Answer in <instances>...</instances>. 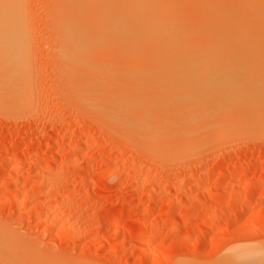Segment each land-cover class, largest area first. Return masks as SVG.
Segmentation results:
<instances>
[{
  "label": "rangeland",
  "instance_id": "obj_1",
  "mask_svg": "<svg viewBox=\"0 0 264 264\" xmlns=\"http://www.w3.org/2000/svg\"><path fill=\"white\" fill-rule=\"evenodd\" d=\"M95 1L26 0L24 2V4L26 3L25 8L28 9L29 22H27L29 24L27 23V26L29 28L25 31L26 36H23L25 40L21 41L23 45H20V49L24 53L25 59L27 60L26 57L29 54L28 61L31 58L32 61H30L29 67L28 62L22 60V65L25 66L27 63L28 67L26 68L29 69H24L22 75L20 74V78L27 79L20 80L18 83L21 87L23 86L21 91L23 90L27 94L23 93L24 99L22 93L19 94L20 97L15 94L14 99L19 100L14 103V100L11 99L14 94H12L13 92L10 94L8 90L9 88L10 91H15L14 87H11V90L10 87L4 88L3 83L0 84L2 90H6L5 92L8 93L4 92V95L0 92V99L4 101H0V237L3 238L2 243L4 242L5 246L9 244L11 247L13 246V250L9 251L11 256L16 254V251H21L25 256L28 255L29 258L32 257L31 259L35 258L34 262L39 261L38 263L41 264H225L226 262H228L226 264H231L230 259H233L231 258L233 255L253 254L252 250L254 254L260 253L259 255L262 257L264 255V127H262L264 105L259 104L256 114L247 112L248 108L249 110L250 107L253 109L251 104H247V101H245L246 104L244 103L245 107L243 106L244 109L248 106L245 111L241 104L239 105L241 108L234 104L232 107L230 104L227 105L231 109L227 106L224 107L221 105L222 102L220 104V101H216L221 97L215 100L209 94L196 91L200 84L199 81H194L195 84H191V80L188 81V85H190L187 89L189 90L192 86L189 90L192 89L191 92L186 91L187 81L183 82L184 86L180 87L181 90L178 84L182 82L170 81L166 78L168 76L166 73L162 72V75L165 76L161 75L160 69L158 70L159 77L156 76L157 68H155L156 70L152 69L155 62L149 63L154 60L151 58L148 63H145L151 64L148 67L156 74L152 72L151 76L152 73L147 72L146 65L147 69L144 66L145 74L144 68L142 71L139 69L142 63L140 59V64L138 63L140 67H136L138 64L134 66L135 61L131 60V58H140L143 50L140 49L141 53L139 48L136 50L132 45L131 47L135 48L133 50L139 52L137 54L132 50V55L126 53L131 57L128 56L131 61L127 62L129 59L125 55L128 59L125 61L129 63L127 64L124 61L126 58L123 59L121 58L123 55H119L122 54L121 52L126 46L128 49H132L130 45L119 47L121 44L117 41L112 42L113 36V40L111 38L110 42L107 38L109 33L111 36L115 24L121 23L120 19L124 15L123 13L129 10V4H126L128 0L125 3L123 0L128 8L122 4L125 11L120 8L122 5L118 4L122 1L117 2L119 8L117 6L115 9H118V12L116 10L112 12V7L114 8V5H110L112 0L111 3L109 0H97L98 5L95 4ZM108 1L110 4L105 5ZM172 1L175 5L174 9H179V7L176 8L178 2H180L178 3V5L181 4L180 6L183 4L186 6V3L192 6V3L187 0H184L186 1L184 3L170 0L164 5L166 6L167 3L171 6ZM199 1L197 2H202V0ZM211 1L217 2V4L221 2L210 0L209 3ZM225 1L224 4H219L220 7H230V9L232 7V10H236L248 24H251L253 13L256 10L255 21H259L258 25L262 26H258L257 29L252 28L257 30H254L255 34L257 32L261 34L260 31H264V12H262L264 10L261 11L262 7L264 8V3L262 0H260L262 3L255 0L262 6L259 5L260 11H258L261 14L257 12V4L248 6L252 0L248 1L249 4L246 3L247 6L244 4L245 0H237L238 3L242 2V5L237 1L235 2L237 5L232 0H227L226 2H229L227 4ZM101 3L106 7L105 10L102 5L104 10L102 9L101 13L109 15L106 17L101 15V18L98 15L95 17L97 18L96 22L98 24L100 22L101 25L97 26L99 28L97 29L94 28L96 26H94L95 22L92 18L96 14V9L102 8L99 5ZM206 3L203 6H206ZM202 4H199V7L202 8ZM91 5L93 8H97L94 10ZM193 5L195 7L198 4L193 3ZM211 5L214 6V4ZM236 6L238 7L236 8ZM172 7L167 6L168 10L173 9ZM182 7L178 13L186 15L190 10L186 8L187 10L184 11L185 7H183L182 11ZM244 7H250V10H247L250 11L249 14L247 12L248 15L245 14L246 10L242 9ZM131 10L125 15H128ZM197 10L195 8L193 12ZM63 11H65L64 17L61 18ZM60 12L61 14H59ZM87 12H90L92 18ZM93 12L95 13L93 14ZM189 13L192 14L191 11ZM256 14L258 16L260 14L261 20H258ZM113 17H116L115 20H112ZM117 17L119 21H117ZM123 17L125 18L121 19L122 22L128 16ZM102 18L107 19L101 20ZM247 18H250V22L246 20ZM90 21H93V24ZM255 21L252 22L255 24ZM107 22L108 24H106ZM259 27L263 30L258 31ZM252 28L249 29L251 32ZM107 30L111 31L108 33ZM116 35L115 37H117ZM102 36L103 39H100ZM25 51H27V55H25ZM134 54L136 57L133 56ZM144 57L141 58L143 62L145 61ZM131 63L133 65L130 69ZM31 66L32 69H30ZM98 68L104 73V69H106L108 78L107 75L96 71ZM132 68L137 71L139 69L141 74L137 75L139 71L136 74L126 72ZM134 70L133 72L136 71ZM89 71L93 76L99 72L97 78L101 73L105 78H111V81L115 80L116 82L113 83L114 85L117 83V90L118 88L119 91L122 90V94L119 96L128 95L130 100L131 98L133 102L135 100L136 105L147 104L146 107L151 105L152 108V105L157 106V103L162 99L164 101L162 105L165 106L159 105L155 109L162 111L165 108L162 111L164 113L152 111V116L158 112L157 119H161L159 121L156 117L149 118L151 108L146 110L145 107H139L140 109L135 111L137 106L132 107V105L130 109L134 108L135 114L142 113L134 118L142 117L144 111H147V114L149 111V116L146 113L143 116V118L147 117L145 119L148 123L155 126L162 122L163 125L167 124L168 126L164 125L166 128L160 126L165 128L161 129L158 124L154 129H157L156 131L161 129L162 132L154 134L153 127L149 124L150 128L145 125L147 128H143L144 131L150 132L151 129L154 132L153 135L152 132H148L151 134L148 136L149 134L142 131L143 129L133 128V123L131 124L133 117L130 119V116L125 114L128 116L126 119L131 120L129 125L128 122L117 120L118 113L116 119L113 115H109L111 112L106 115L104 112L107 111L103 108L107 104L110 105L111 102L108 98L111 93H109V97L105 96L104 86H99L103 90L96 87L97 84H94L96 77L94 76L95 79H93L90 74L88 75ZM108 71L112 72V75ZM130 72L132 73V71ZM1 74V76H6L7 73L1 72ZM147 75L150 76L149 80L154 81V87L160 82L164 87L161 85L157 89L160 83L155 87L156 89H153L151 86L153 81H150L152 84L148 83L149 80L146 81ZM254 75L259 74L254 72ZM30 76H32L31 80ZM88 76L92 78L89 77L92 81L94 80V83L89 80ZM103 76L102 78H104ZM228 76L233 77V75ZM155 77L157 81H155ZM232 77L229 78L231 79L230 83L227 82L229 80L227 77L228 85L231 86V83L232 86L239 85L237 83V85H233L235 80H232ZM249 77L253 79L257 76ZM160 78L163 82L159 81ZM144 79L146 82L143 81ZM164 79L167 84L164 83ZM238 79L241 80V78ZM247 79H242L245 86L248 85L246 84ZM254 80V82L252 80L253 83L249 81V86L254 85L257 78ZM104 82L100 81L101 84L110 86L109 82L106 84ZM110 88H107V94L108 90H111ZM176 88L179 89L178 93L187 92L181 100H178V97L181 95L183 97L184 92L178 96L174 93L178 90ZM112 89L113 91L109 92L117 91H114L115 88ZM223 90L222 87L221 91ZM96 91H101V93H97L98 98L99 95H104L101 97V102L103 99L106 100V103L108 102L105 105V100L103 101L104 107H102V103L99 104L100 100L95 101ZM119 91L116 95L121 93ZM194 93L196 95H193ZM171 94L176 95L177 98H175L176 96L172 97ZM194 96L200 101L199 103L196 102ZM254 96L256 97V95ZM168 98L175 104V109L173 103V106L167 104L169 103ZM200 98L203 101L205 98L210 103L206 104L208 102L204 101L206 106L211 107V110L207 107L209 111H212L211 113L214 112L210 105L218 103L214 107H218L219 111L217 109L214 111L218 112L219 118L216 117L217 113L212 116L207 114L208 111L206 113L207 109L202 105ZM228 98L230 97L228 96L226 99L228 100ZM91 99L95 101V104L90 102ZM147 99L152 100L148 102ZM146 100L147 102H145ZM165 100L168 102L165 103ZM127 101L123 102L124 107L131 102ZM150 101L152 103L157 101V103L151 104ZM179 101L182 102V105ZM185 101L190 103L187 104ZM212 101L214 102L212 103ZM10 102L13 103L10 104ZM177 103L178 105H176ZM194 103L197 104V106L195 105L197 108L194 107ZM200 103L203 108L200 107ZM179 104L184 109V113L182 110L179 112L183 115L180 116L181 113L177 112V116H175L173 112L176 113L177 107L181 108ZM186 104L187 106H185ZM109 105L107 106L110 107L111 105ZM127 105V110H124L123 113L128 112L130 115L133 110L131 111ZM188 105L193 107L190 109L192 112L197 109L198 111L195 112L199 114L189 112V114L187 113L188 116L190 115L188 118L185 113L190 108ZM198 106L206 110L198 109ZM199 110L206 114H201ZM260 110L261 112L258 113ZM121 112L119 113L121 114ZM184 115L187 118H183ZM112 118L114 120H111ZM247 119L251 121L249 122ZM136 121L140 122L137 119ZM256 121L262 128L259 127V124L256 125ZM251 122L256 124L253 125ZM169 125L171 126L169 127ZM143 133H146L148 137ZM12 169H15L16 173ZM8 256H3L4 260L1 257L0 262L3 260L2 264H9V262L14 264ZM31 259L29 262H33Z\"/></svg>",
  "mask_w": 264,
  "mask_h": 264
},
{
  "label": "bare ground",
  "instance_id": "obj_2",
  "mask_svg": "<svg viewBox=\"0 0 264 264\" xmlns=\"http://www.w3.org/2000/svg\"><path fill=\"white\" fill-rule=\"evenodd\" d=\"M94 1V0H93ZM97 1V0H96ZM95 1V4L96 5H98L97 4V2ZM99 1H101V0H99ZM98 1V2H99ZM104 1V0H103ZM102 1V2H103ZM106 1V0H105ZM110 1V3H111V0H109ZM109 1L108 2H106V4L105 5H107L108 3H109ZM122 2H120V0H112V3L110 4L111 6H113L114 5V8L112 7V12H114V10H116V12H118V9H115V7H117V8H119V5H124L125 6V2L127 1V0H124V3H123V0H121ZM167 1H170V0H167ZM166 0H160V2H159V0H128V2L126 3V4H129L128 6H129V10H131V9H133V10H131L132 11V14H131V11H130V13H128V15L126 14L125 15V13H127L129 10H127L125 13H123L124 15L123 16H128V17H126V19L122 22V18H125V17H123L122 16V18L120 19V24H115V23H113V24H115V26L113 27V29H112V31L111 30H109V31H111V33L113 34H111V36H110V33H109V31H108V38H107V40L109 39V42H110V40H111V38H112V36H113V38H114V40H113V38H112V42H114V41H117V43H119V44H121V45H119V47L121 46L122 47V45L124 46V45H130V48H132L131 47V45L133 46V47H135L136 48V50L138 49V50H140V49H142L143 50V54H145V55H140V58H138V57H136L135 55L136 54H134L133 56L134 57H136V58H134V59H132L130 56H129V54H128V56L131 58V60L133 61H135V63H134V66H135V64H140V61L144 64L145 62H149L148 60H151V59H154L153 61H151V62H149V63H153V62H155V67H154V65H153V67H152V69H155V68H157V71H155L156 73L158 72V70H159V72L161 73V75H162V72H164V73H166L168 76L166 77L167 79H169L170 81H173L174 83H175V81L174 80H178L179 82L178 83H180V82H182V83H180V84H178V86H179V88L180 87H182V86H184L183 85V82H186L187 81V87H186V91H189L190 90V88L192 87H190L189 88V90L187 89L188 88V86L190 85H188V81L189 80H191L190 81V83L191 84H195L194 83V81H199V83L200 84H198L197 82V84L199 85V86H197V89L198 90H196V91H198L199 93L200 92H202V93H204V94H209V96H211V98H214L215 100L217 99V98H219V97H221L220 99H217L216 101H220L219 103L221 104V102H222V104L221 105H223L224 107H226L228 104H230L231 105V107H232V105L234 104V106L236 105V106H239L240 104H241V107H242V109L245 111L246 109H247V107H246V109H244V107H245V105H244V103L246 104V102L245 101H247V104L249 105V104H251L252 105V107H253V109L250 107V110H249V108H248V110H247V112H249V113H251V114H256L257 112V109L259 108L258 106H259V104L260 103H262L263 105H264V31L262 32V31H260V30H263L264 29V27H263V29L262 28H260L262 25H258V23H259V21H257V24H256V21H255V19H256V16H255V12H256V10H255V12L253 13V12H251V13H253L254 14V16H253V19H251L253 22L255 21V24L251 21V24H248V23H246V21L245 20H243L242 19V17L236 12V10H232V7H231V9H230V7H223V6H221L220 7V3H222V4H224L223 2L225 1H223V0H218V1H221L220 3H218L217 4V2H213V1H211V3H209L210 2V0H208V3H209V5H211V4H214V6H207V4L208 3H206L207 2V0H205L204 2H203V0H202V2H203V4H205L206 3V6H203V4H202V2L201 3H198L196 0H187V2H189V3H192L191 5L194 7V5H193V3L196 5V4H198L197 6H195L194 8L192 7V6H190V4H188V3H186L187 5L186 6H188V7H186V6H183V7H185L184 8V11H185V9L187 8V9H189L190 11H191V13L192 14H190L189 12L190 11H188L187 13H186V15H179V13H178V10L182 7V6H180L181 4H179L178 5V3H180V2H178L177 4H176V8H178L179 7V9H174L175 7V5H174V3H173V1H172V4H171V6H173L172 8L173 9H171V10H168L171 6L170 5H167V3H166V6L164 5V3L165 2H167ZM177 0H175L174 2H176ZM178 1H182V3H184V2H186V1H184V0H178ZM196 1V2H195ZM201 1V0H200ZM199 1V2H200ZM227 1V0H226ZM225 1V3L227 4V3H229V2H226ZM228 1H230V0H228ZM234 3L237 1V0H232ZM231 1V2H232ZM246 2L244 3V4H249L248 3V1L249 0H245ZM253 1H255V0H252V1H250V4L253 2ZM260 0H258L257 2H259ZM263 1V3H264V0H262ZM24 2H26V0H0V62H1V64H0V84L1 83H3L2 84V86H4L5 85V87L4 88H8V87H14V90L15 91H10V89L8 88V90H9V92H10V94L12 93V94H14L13 95V97L11 98V99H13L14 101V103H15V101H18V100H15L14 99V96H16L15 94H17L19 97H20V93H22V96L24 95L23 93H25V94H27L26 92H23V90L21 91V88L23 87H21L20 86V84L18 83V82H20V80H23V81H25L27 78H25V74H23V75H25L24 76V78L25 79H22V78H20V76L22 75V71L24 70V69H29V68H26V67H30V61H32V58H31V60H29L28 61V58L30 59V57H29V54L27 53V51H25V55H27V60L25 59V56H24V53L21 51V49H20V45L22 46L23 45V43L21 44V41L23 40H25L24 38H23V36H26V29H28L29 28V26H27L29 23V21H28V16H27V8H25V4H24ZM82 2V1H81ZM88 2V1H87ZM91 2V1H90ZM117 2H120V3H118L119 5H117ZM256 1L255 2H253V4H249L248 6H253L254 4H257L258 6V8H257V12L258 11H260L259 10V5L261 6V4H259V3H257ZM261 2V1H260ZM78 3H79V1H78ZM94 3V2H93ZM100 3V2H99ZM104 3V2H103ZM103 3H101V4H99V5H104ZM115 3V4H114ZM215 3H216V5H215ZM234 3H232L233 5H234ZM237 3H238V1H237ZM242 3V2H241ZM241 3H238V4H240V5H242ZM262 3V2H261ZM199 4H202V8L201 7H199ZM225 4V5H226ZM236 4V3H235ZM247 4L245 5V6H247ZM105 5H104V8H105V10H106V7H105ZM122 5V7H120V8H123L124 9V11L126 10L125 9V7L127 8V5L124 7ZM178 5V6H177ZM232 5V6H233ZM237 5V4H236ZM87 6V5H86ZM90 6V5H89ZM94 6V5H93ZM101 6H98V7H101ZM167 6H169V8H167ZM226 6H229V5H226ZM91 7H92V5H91ZM90 7V8H91ZM183 7H182V11H183ZM191 7V8H190ZM198 7V8H197ZM238 6H236V8H237ZM243 7V6H242ZM250 7H247V8H242V9H245L246 10V13L245 14H247V12H248V14L250 13V11H247L248 9L250 10ZM262 7V6H261ZM94 8H97V7H94ZM93 7H92V9H94ZM109 8L111 9V7L109 6ZM195 8H196V12H193V10L195 11ZM200 8V9H199ZM240 8V7H239ZM255 8H256V6H255ZM91 9V11H93ZM101 9V10H100ZM102 9H103V6H102V8H98V9H96L97 11H96V14H94L95 12H93V14L95 15H93V18H92V16H91V14H89L88 12V14L91 16V18H92V20L95 22V24H94V26H96V27H94V28H97V26L99 27V26H101L100 25V22H99V24L96 22L97 21V18H95V17H98V16H100V18H101V15H103V17L105 16H107V15H109V14H107V15H104L103 13H101L102 12ZM128 9V8H127ZM186 9V10H187ZM234 9V8H233ZM241 9V10H242ZM252 9V8H251ZM95 10V9H94ZM99 10V11H98ZM104 10V9H103ZM107 10H109V9H107ZM119 10H121V9H119ZM245 10H243V11H245ZM262 10H264V8L262 7V9H261V11ZM87 11H89V10H87ZM109 11H111V10H109ZM108 11V12H109ZM121 11H123V10H121ZM121 11H119V13L121 12ZM182 11H179V12H182ZM253 11V10H252ZM64 12L65 11H63L62 13V17L61 18H63L64 17ZM241 12V11H240ZM262 12H264V11H262ZM92 13V12H91ZM99 13V14H98ZM119 13H117V14H119ZM244 13V12H243ZM258 13H260V12H258ZM59 14H61V12L59 13ZM114 14H116V13H114ZM121 14V13H120ZM131 14V15H130ZM247 14V15H248ZM261 14V13H260ZM260 14H259V16L257 15V17L259 18L260 17ZM263 14V13H262ZM88 15V16H89ZM98 15V16H97ZM243 15V14H242ZM247 15H245V16H247ZM252 15V14H251ZM112 16V15H111ZM118 16V15H117ZM109 17V16H108ZM119 17H120V15H119ZM252 17V16H251ZM250 17V18H251ZM264 17V16H263ZM90 18V17H89ZM111 18V17H110ZM114 18H116V17H113V19L112 20H115ZM250 18H247L246 20H250ZM105 20V19H107V18H102L101 20ZM245 19V18H244ZM264 19V18H263ZM263 19H262V21H263ZM100 20V21H101ZM258 20H261V18H259ZM28 21V22H27ZM93 21H90V22H92V24H93ZM99 21V20H98ZM117 21H119V19H118V17H117ZM262 21H261V23H262ZM106 22V21H105ZM105 22H103V23H105ZM250 22V21H249ZM28 23V24H27ZM117 23V22H116ZM98 24V25H97ZM106 24H108V22L106 23ZM252 24H254V26H252ZM260 24V23H259ZM263 24V23H262ZM102 26L103 27H105V25H103L102 24ZM258 26H260L259 27V30L258 31H260L261 32V34H258V32H257V34H255L256 32L255 31H257V30H255V29H257L258 28ZM263 26H264V24H263ZM27 27V28H26ZM250 27L252 28V27H255V31L253 30V28H252V32L250 31L251 29H250ZM102 28V27H101ZM97 29H99V28H97ZM250 29V30H249ZM21 30H22V33H21ZM98 31V30H97ZM103 31V30H102ZM101 31V32H102ZM254 31V32H253ZM24 32H25V34H24ZM104 32H105V30H104ZM115 34H117L116 36L117 37H115ZM100 35H102V34H100ZM99 35V36H100ZM103 35H104V33H103ZM98 36V37H99ZM107 35L105 34V37H106ZM100 39H103V36L100 38ZM118 39H119V41H118ZM106 40V41H107ZM22 41V42H23ZM111 42V43H112ZM106 43V42H105ZM117 43H113L114 45L115 44H117ZM101 44H103V43H101ZM112 46V45H111ZM114 47V49H115V46H113ZM128 46H126L125 47V49H123V51H124V53H123V51L121 52L122 54L121 55H119V56H122L123 55V57H121V58H126V53H131V55H132V53L133 52H135L133 49H135V48H132V49H128L127 48ZM24 49V48H23ZM127 50H131V51H127ZM132 50H133V52H132ZM142 50H140L141 51V53H142ZM24 51V50H23ZM126 51V52H125ZM137 52H139V51H136L135 53H137ZM27 53V54H26ZM120 54V53H119ZM138 54V53H137ZM116 55V54H115ZM118 55V54H117ZM126 55V56H125ZM30 56H31V53H30ZM118 56V57H119ZM125 56V57H124ZM127 56V57H128ZM137 56H139V55H137ZM144 57V59H145V61L143 62L142 60H141V58H143ZM129 57H128V59H129ZM147 57H148V59H147ZM24 58V59H23ZM149 58H151V59H149ZM127 58L126 59H124V61L126 60H128ZM139 59H140V61H139ZM147 59V60H146ZM22 60H26L27 62H28V66H26L27 65V63L25 62V61H23V62H25L26 63V65L25 66H23L22 65ZM130 59H129V61H127V62H130L131 61ZM137 60V61H136ZM125 61V62H126ZM133 61V62H134ZM126 62V63H127ZM24 63V64H25ZM141 63V67L139 66V64L138 65H136V67L137 66H139L140 68V70L142 71V68H144V66L146 65L147 66V68H146V66H145V68L148 70H146L148 73L150 72V73H152V72H154V70H150L149 69V67H148V65L149 66H151V64H147V63H145L144 65ZM31 64H32V62H31ZM127 64H129V63H127ZM133 65V63H131V65H130V69H131V66ZM143 65V66H142ZM157 65H159L160 67H158ZM129 66V65H128ZM133 66V67H134ZM157 66V67H156ZM135 68V67H134ZM134 68H132V70H130V71H132V73L130 72V71H126V72H128V73H130V74H136V72H140V70L138 69V71L136 70H134ZM145 68L143 69V72H145L144 70H145ZM151 68V67H150ZM30 69H32V66H31V68ZM126 70H129V69H126ZM133 70L135 71V72H133ZM150 70V71H149ZM156 70V69H155ZM163 70V71H162ZM28 71V70H27ZM32 71V70H31ZM96 71H100L99 70V68H98V70L96 69ZM104 71H105V73L104 72H101L102 74H104L105 76L107 75V72H106V69H104ZM110 71H112V70H110ZM110 71H108L110 74L112 73V72H110ZM1 72H5V73H7V74H5L6 76H1L2 74H1ZM137 73V75L138 74H141V72L140 73ZM154 72V73H155ZM155 73L156 74V76L157 77H159V75H160V73ZM168 72V73H167ZM254 72H255V74L258 72V74L259 75H254ZM24 73H26L25 71H24ZM99 73V72H98ZM98 73H97V75H96V73H95V77L96 76H98ZM100 73V77L102 78V74ZM108 73V74H109ZM149 73V74H150ZM240 73V74H239ZM21 74V75H20ZM31 74H32V72H31ZM90 74V71H89V73H88V75ZM109 74V75H110ZM143 74V73H142ZM145 74H146V72H145ZM148 74V75H149ZM155 74H154V76H155ZM159 74V75H158ZM236 76H235V75ZM239 74V75H238ZM92 77H93V79H95V77L92 75V74H90ZM112 75V74H111ZM111 75H110V77H111ZM114 75V74H113ZM144 75V74H143ZM147 75V76H148ZM151 76L153 75V73L152 74H150ZM164 75V74H163ZM162 75V76H163ZM181 75V76H180ZM228 75H233V77H232V80L234 79L235 80V83H233V85L235 84V85H237V84H239V85H237V86H232V83H231V86H229L228 85V83H230L231 82V79H229V78H231V77H229ZM238 75V76H237ZM254 75V76H253ZM141 76V75H140ZM139 76V77H140ZM145 77H146V75H144ZM144 76H142L143 78H144ZM165 76V75H164ZM177 76H179V77H177ZM248 76H252V77H255V76H257V77H255V78H257V80H256V82H255V84L253 85V84H251V86H249V84H250V82L249 81H251V83H253L255 80V78H253V79H250V77L248 78ZM31 78H30V80L32 79V76H30ZM90 76H88V78H89ZM100 77H96V83H94V80L92 81L90 78H89V80H91V82H93L94 84H97L98 85V83H100V81H102V82H104L105 81V79H107L108 78V75L106 76L107 78H105L104 76V78H100ZM109 77V78H110ZM138 77V76H137ZM141 77V78H142ZM149 77L150 76H148V79L146 80V79H144L143 81L144 82H146V81H148L149 80ZM169 77V78H168ZM182 77V78H181ZM227 77H228V79L229 80H227ZM241 78V80L243 79V80H245V79H247V81L249 82H245L246 84H248V85H246L245 86V84L243 85V80H242V82H240L239 81V79L238 78ZM251 77V78H252ZM261 77V78H260ZM87 78V77H86ZM87 78V79H88ZM101 80H100V79ZM154 78V77H153ZM164 78V77H163ZM171 78V79H170ZM174 78H178V79H174ZM259 78V79H258ZM151 79V78H150ZM155 79H156V77H155ZM181 79V80H180ZM29 80V78H28V81H30ZM100 80V81H99ZM111 81L112 79L110 78V79H107V81L106 82H104L105 84L107 83V82H109V81ZM146 80V81H145ZM226 80H227V82H226ZM252 80H253V82H252ZM22 81V82H23ZM97 81H99L98 83H97ZM115 81V80H114ZM114 81H111V82H109L108 83V85H110L111 86V88H110V86H107V85H104L103 83L101 84H99L98 86L96 85V87H99V86H104V90L105 91H103V93L104 94H106L105 96H107L108 95V97H109V93H111V95H110V99L108 98V100H110V105L109 104H107L106 103V100L105 99H103L102 100V102H101V97H103V96H101V95H99V98H98V94L99 93H101V91L100 92H97L96 91V94H95V97H94V99H95V101H97V99H98V101H99V104L100 103H102L101 105H102V107H104L106 104L107 105H109L110 107H108L107 105L105 106V108H103L105 111H107V112H104V113H106V115H107V113L109 112H111L109 115H113L114 116V118L116 119V117H117V113L119 114L118 115V117H117V120H121L122 122H125V123H127L128 122V124L130 125V123L129 122H131V120L133 121V122H131V124L134 126H132L133 128H140V130H142L143 128H147V127H145V125H147L148 126V124H149V126H152L151 128L153 129L152 131H155V133L154 132H152L151 131V129H150V132L149 133H151L152 135H153V133L154 134H156V133H158L159 131H161L162 132V130L161 129H165L166 127L165 126H168L167 124L164 126L163 124H162V122H160V123H158V124H156L155 126L157 127V125H158V127L159 128H161L159 131H156L157 129H154V124L153 125H151L150 123H148L146 120L147 119H145V118H147L146 116L143 118V116H144V113H146L147 111H144L143 109H141L142 111H144V113H143V115H142V117H138V118H134V116L136 117V115H141L142 113H138V114H135V112H134V108H132V107H136L137 106V108H135V111H137L138 110V108L140 107V108H143V107H145L146 108V110L149 108H151V105H148V106H150V107H146L147 106V104H145L144 106H142V105H140V104H138V105H136L135 104V100H134V102L132 101L133 99L131 98V100H130V97L127 95V94H123V95H127V96H119L120 94H122V90H120L119 91V88H118V90H117V83H115V85H114ZM142 81V82H143ZM150 81L152 82L153 80H149L148 81V83H150ZM155 81H157V79L155 80ZM159 81H162L161 80V78L159 79ZM167 81V80H166ZM170 81H168V82H170ZM116 82V81H115ZM163 82V81H162ZM172 82V83H173ZM193 82V83H192ZM234 82V81H233ZM26 83V82H25ZM25 83H23V85L25 84ZM111 83H113V84H111ZM161 83V82H160ZM160 83H158V84H160ZM164 83H166L165 82V79H164ZM177 83V82H176ZM237 83V84H236ZM22 84V83H21ZM150 84H152V83H150ZM157 84V83H156ZM157 84V85H158ZM167 84V83H166ZM170 84V83H169ZM182 84V85H181ZM196 84V85H197ZM263 84V85H262ZM26 85V84H25ZM114 85V86H113ZM154 81H153V84L151 85L152 87H153V89L157 86H155L154 87ZM162 85V83L160 84V85H158L157 86V89L160 87ZM175 86H176V84H174ZM1 86V85H0ZM27 86V85H26ZM102 86V87H103ZM107 86V88H110L111 90H108V94L106 93L107 92V88H105ZM150 86V85H149ZM163 87H164V85H162ZM194 87H195V85H193ZM19 87H20V90H19ZM29 87H30V85H29ZM28 87V88H29ZM95 87V88H96ZM102 87H99V88H101L100 90H103L102 89ZM151 87V88H152ZM162 87V88H163ZM165 87H166V85H165ZM172 87V86H171ZM194 87H193V89H194ZM223 87V91H221V88ZM112 88H115L114 89V91H119V92H121V93H119V94H117L118 95V97H116L117 95H116V93H117V91L116 92H109V91H113V89ZM0 89L2 90V88L0 87ZM23 89V88H22ZM152 89V90H153ZM156 89V88H155ZM176 89H178V88H176ZM175 89V90H176ZM181 89V88H180ZM0 90V92L2 93V94H4L5 95V93H7V92H5L6 90H2L1 91ZM11 90H12V88H11ZM95 90H97V89H95ZM174 90V91H175ZM182 90V89H181ZM183 90H185L184 88H183ZM98 91H99V89H98ZM154 91H156V90H154ZM177 91H179V89L178 90H176V92H174V93H176V94H178V96L180 95V94H182L183 92V97H182V95L180 96V97H178L179 99L178 100H181V98H184V95H185V92L186 91H181L180 93H178ZM191 91H192V89H191ZM191 91H189V92H191ZM194 91V90H193ZM5 92V93H4ZM152 92V91H151ZM189 92H188V94H189ZM260 93V95H259V93ZM98 93V94H97ZM187 93V92H186ZM193 93V92H192ZM196 93V92H195ZM193 94V95H196V94ZM8 94V93H7ZM191 94V93H190ZM258 94V95H257ZM172 95V94H171ZM171 95H169L170 96V98L171 99H173L172 97L173 96H176V95H172V97H171ZM199 95H201V94H199ZM220 95V96H219ZM250 95V96H249ZM254 95H256V97L254 96ZM12 96V95H11ZM21 96V97H22ZM25 96V95H24ZM24 96H23V99H24ZM198 96V95H197ZM202 96V95H201ZM224 96V97H223ZM225 96H229L230 98H228V100L225 98ZM253 96V97H252ZM27 97V96H26ZM30 97H31V95H30ZM129 97V98H128ZM168 97V96H167ZM166 97V98H167ZM190 97V96H189ZM195 98H196V100H197V97L196 96H194ZM5 98H7L6 96H5ZM105 98V97H104ZM106 98V99H107ZM126 98H128V99H126ZM175 98H177V96L175 97ZM199 98V97H198ZM202 98V97H201ZM200 98V99H201ZM205 98H206V96H205ZM205 98H204V101H207V100H205ZM207 98H208V96H207ZM246 98H247V100H246ZM251 98V99H250ZM7 99H9V98H7ZM7 99H4V100H7ZM93 99V98H92ZM91 99V101L90 102H93V104H95L94 102L95 101H93ZM171 99H167L168 101H169V103H167V104H172L173 102H172V100ZM185 99H186V97H185ZM2 99H0V101H1ZM105 100V101H104ZM126 100H128L127 102H130V103H127L126 105L127 106H129L128 108L130 109V106H132L131 107V113H130V115H129V113L127 112V113H123L124 112V110H127L126 108V105H125V107H124V104H123V102L124 101H126ZM130 100V101H129ZM148 100V99H147ZM147 100L145 101V102H147ZM149 100H152V99H149ZM149 100H148V102H149ZM153 100H156V99H154L153 98ZM167 100H165V103L166 102H168ZM174 100V99H173ZM194 100V99H193ZM192 100V101H193ZM202 100V99H201ZM3 101V100H2ZM8 101V100H7ZM20 101H23V100H21L20 99ZM105 102V105L103 104L104 102ZM157 101H159V100H157ZM157 101H153V103L154 104H156L157 103ZM171 101V102H170ZM189 101V100H188ZM190 101H191V99H190ZM203 100H202V102L201 103H203L202 105L204 106V108H206L207 109V107H208V109H210L211 110V107H209L208 105L206 106L205 105V103L206 102H204ZM4 102V101H3ZM13 102H10V104L11 103H13ZM116 104H115V103ZM151 102V101H150ZM162 102H163V104H164V101H162V99H161V102L159 101V103H157L158 105L157 106H159V105H161L162 107H164L163 105H162ZM174 102H176V101H174ZM180 102V104L182 103V102H184L183 100H182V102L181 101H179ZM186 102V101H185ZM195 102V101H194ZM196 102H200L199 100H197ZM208 102V101H207ZM214 101H212V103H213ZM2 103V102H1ZM7 103V102H6ZM24 103L25 104H27L25 101H24ZM30 103H31V101H30ZM152 102H151V104H153ZM187 104L188 103H190V102H186ZM201 103H200V105H201ZM211 103V104H212ZM216 103V102H215ZM212 104V105H210V106H212L213 107V112L214 113H211L212 111H209L208 109L206 110V109H202L203 107H202V105L200 106V107H202V108H199V106H198V109H202L203 111H205L206 110V113H207V111L209 112V113H207V114H211V116H212V114H214V115H217L218 114V112H216L215 113V111H214V109L216 110H218L219 111V109H218V107L216 108V107H214V106H217V104L218 103H216V104ZM239 103V104H238ZM9 104V103H8ZM18 103L16 102V105H17ZM32 104V103H31ZM92 104V103H91ZM120 104V105H119ZM121 104H123V105H121ZM129 104H131V105H129ZM144 104V103H143ZM174 104V103H173ZM173 104H172V106H173ZM179 104V106L181 107V108H178L177 107V111H176V113L175 112H173L174 113V115L175 116H177L176 114H177V112H179V111H182V113H184V109L182 108V104L180 105ZM185 104V103H184ZM184 104H183V107H184ZM187 104L185 105V106H187ZM192 104H193V102H192ZM191 104V105H192ZM206 104H210L209 102L208 103H206ZM243 104V105H242ZM13 105H15V104H13ZM28 105H30V104H28ZM116 105V106H115ZM120 107H119V106ZM176 105H178V103L176 104ZM197 106V104H195L194 103V107H196ZM221 105H219V106H221ZM142 106V107H141ZM157 106H153L152 105V108H151V110H149V111H151V116L149 117V118H154V117H156V119H157V114H158V112H157V114H155L156 113V111H161V109H159V110H156L157 108ZM206 106V107H205ZM244 106V107H243ZM13 107V106H12ZM20 107V106H19ZM107 107V108H106ZM117 107V108H116ZM119 107V108H118ZM154 107V108H153ZM162 107H160V108H162ZM188 107H190V105H188ZM187 107V108H188ZM192 107V106H191ZM188 108L189 110L186 112L185 111V113L187 114H189V112H191V113H194L195 111H198L197 109H195V111H194V109H193V111L194 112H192L190 109H192V108ZM227 107H230V106H227ZM231 107H230V109H231ZM240 107V106H239ZM240 107V108H241ZM10 108V107H9ZM22 108V107H21ZM109 108V109H108ZM121 108V109H120ZM139 108V109H140ZM156 108V109H155ZM159 108V107H158ZM168 108V107H167ZM174 109L176 108V106H175V104H174V107H173ZM187 108H186V110H187ZM197 108V107H196ZM237 108V107H236ZM261 108V107H260ZM20 109V108H19ZM29 109V108H28ZM107 109V110H106ZM118 109V110H117ZM128 109V111H130ZM165 108H163V110H164ZM180 109V110H179ZM222 109V108H221ZM262 109V108H261ZM103 110V111H104ZM141 110H139V111H141ZM154 110V114L156 115H154V116H152V111ZM162 110V111H163ZM172 111H173V109H171ZM233 110V109H232ZM235 110H239V109H235ZM242 110V111H243ZM120 111H122L121 112V114L119 113ZM141 111V112H142ZM148 111V114L150 113ZM159 112V113H164V112ZM168 110L166 109V112H167ZM242 111H240V112H242ZM263 111V110H262ZM171 112V111H170ZM169 112V113H170ZM199 112L202 114H204L205 112H201L200 110H199ZM221 112V111H220ZM219 112V113H220ZM259 112H261V110L260 111H258V113ZM264 112V111H263ZM132 113H134L132 116H131V114ZM172 113V112H171ZM179 113H181V112H179ZM178 113V114H179ZM180 114V116L181 115H183V114ZM190 113V114H191ZM205 113V114H206ZM125 114H127L128 116H130L129 118L131 119V117H133L130 121H128L127 119H128V116L127 115H125ZM147 114V113H146ZM147 114V116H149ZM185 114V115H186ZM188 114L186 115V116H188ZM194 114H199L198 112L196 113H194ZM200 114V115H201ZM233 113H231V115H232ZM238 114V113H237ZM174 115H172V116H174ZM184 115V117L183 118H187L186 116ZM213 115V116H214ZM234 115V114H233ZM169 116H170V114H169ZM193 116V115H192ZM196 116V115H195ZM198 116V115H197ZM221 116V115H220ZM225 116V115H224ZM239 116V115H238ZM237 116V117H238ZM244 116V115H243ZM258 116V115H257ZM257 116H255V117H257ZM167 117H168V115H167ZM190 117V115L188 116V118ZM216 117H218L219 118V114L216 116ZM223 117V116H222ZM250 117V116H249ZM249 117H247V118H249ZM251 117H254L253 115H251ZM250 117V118H251ZM263 117V116H262ZM110 118V117H109ZM127 118V119H126ZM139 118H142L141 120L139 119ZM160 118V117H159ZM161 118H162V116H161ZM175 118V117H174ZM232 118V117H231ZM135 119V120H134ZM136 119L137 120H139L140 122L141 121H143V122H138L137 123V121H136ZM144 119V120H143ZM253 119H255V118H253ZM259 119V118H258ZM111 120H114L113 118L111 119ZM158 120V119H157ZM159 120H161V119H159ZM158 120V121H159ZM165 120H166V118H165ZM169 120H170V118H169ZM168 120V121H169ZM245 120H246V118H245ZM249 122L251 121V120H249V119H247ZM256 120V119H255ZM254 120V121H255ZM264 120V119H263ZM135 121H136V123H135ZM163 121V120H162ZM170 121H172V119L170 120ZM248 121H247V123H248ZM146 122V123H145ZM246 123V124H247ZM252 123V122H251ZM256 123H257V121H256ZM255 123V124H256ZM162 124V125H161ZM253 125H255L254 123H252ZM251 124V125H252ZM258 124L259 123H257L256 125L258 126ZM129 125H127V126H129ZM248 125V124H247ZM249 125H250V123H249ZM264 125V124H263ZM262 125V127H264ZM148 126V127H149ZM160 126H164L165 128H162V127H160ZM171 125H169V127H170ZM130 127V126H129ZM131 127V128H132ZM168 127V128H169ZM252 127V126H251ZM259 127H261L260 126V124H259ZM261 127V128H262ZM150 128V127H149ZM158 128V129H159ZM167 128V129H168ZM171 129H172V127H171ZM148 130V129H147ZM142 131H144V129L142 130ZM166 131V130H165ZM168 131H169V129H168ZM144 132H147V131H144ZM147 132V133H148ZM173 132V131H172ZM148 133V134H149ZM165 133V132H164ZM144 134V133H143ZM151 134H149L148 136H151ZM144 135H146L147 136V134L145 133ZM147 136V137H148ZM15 167V166H14ZM13 170V169H12ZM13 172H15V169L13 170ZM16 173V172H15ZM13 174V173H12ZM6 227V226H5ZM1 236V235H0ZM4 237V236H3ZM3 238H1L0 237V258L2 257V259L4 260V258H3V256L5 257V256H7V255H9L8 257H9V260L10 259H12L13 260V262H14V264H32V263H35V264H37L36 262H34V259H31V258H29L28 257V255L27 256H25V254H23V252H17L16 251V254H14V255H10V252L13 250V246L11 247V244H9V245H4L3 243H2V240ZM5 239V238H4ZM11 240V239H10ZM5 242H6V240H5ZM16 248H18V247H16ZM11 250V251H10ZM16 250V249H15ZM18 250V249H17ZM21 250H23V249H21ZM10 251V252H9ZM25 252H27V251H25ZM253 254H247V255H233L231 258H233V259H230V257H229V259H230V261H229V259H227L231 264H264V255H262V257H261V255H259V254H254V251L252 250L251 251ZM257 252V251H256ZM248 253V252H247ZM258 253V252H257ZM12 254V253H11ZM10 256H11V258H10ZM31 256V255H30ZM34 256V255H33ZM35 257V256H34ZM29 259H31V260H33V262L31 263V262H29L30 260ZM40 259V258H39ZM3 260L0 262L1 264L3 263ZM11 260V261H12ZM28 260V261H27ZM221 261V260H220ZM12 262V263H13ZM29 262V263H28ZM45 263V262H44ZM51 263V262H50ZM226 263H228V262H226ZM225 263V264H226ZM9 264H10V262H9ZM38 264H41V263H38ZM49 264V263H48ZM53 264V263H52Z\"/></svg>",
  "mask_w": 264,
  "mask_h": 264
}]
</instances>
